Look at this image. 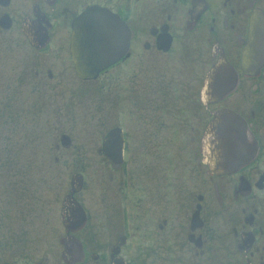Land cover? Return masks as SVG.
Segmentation results:
<instances>
[{
	"label": "flooded vegetation",
	"instance_id": "flooded-vegetation-1",
	"mask_svg": "<svg viewBox=\"0 0 264 264\" xmlns=\"http://www.w3.org/2000/svg\"><path fill=\"white\" fill-rule=\"evenodd\" d=\"M91 6L123 20L130 39L114 64L80 78L72 25ZM256 8L264 14V0H0L4 142L62 148L63 159L86 164L93 150L72 144L61 117L96 90L116 109V124H100L94 153L106 172L97 191L81 166L72 173H82L81 188L21 196L13 263L264 264V65L241 67ZM223 109L234 115L221 166L210 126ZM136 130L147 150L131 172Z\"/></svg>",
	"mask_w": 264,
	"mask_h": 264
},
{
	"label": "rangeland",
	"instance_id": "rangeland-1",
	"mask_svg": "<svg viewBox=\"0 0 264 264\" xmlns=\"http://www.w3.org/2000/svg\"><path fill=\"white\" fill-rule=\"evenodd\" d=\"M148 80L149 77H144L142 82H147ZM115 92L116 88L113 86L109 95H112L111 97H113ZM102 95L104 94L99 90H96L95 93L92 91L86 96L80 94L74 100V112L70 114L69 117L63 116L60 119L63 121L65 132L72 139V144L83 145L85 151L88 150L91 152L93 150V154H90L92 155L91 158L89 155V162L86 164H76L66 161L59 156L66 152V150L62 148L60 151H56L55 149H53V151L50 148H46L43 152L41 148L32 147L29 144L23 145L20 141L18 142V140H20L18 137H16V143L19 144L20 147L15 145L14 147H16V150L17 148L20 149L19 158L14 163L5 162V159H7L9 154L4 153L5 142L2 140L8 135V133L6 131L7 128L4 125L5 119L0 122V263L3 260L6 261V259H2L5 258L3 255L4 251L1 253L3 244L8 240L10 235H20L24 222L22 220L23 218H17L20 211L18 205L21 197L11 199L10 196H12L13 193L24 192V190L30 189L33 185L39 190L38 192L45 194L43 195V200L45 198L47 199L50 192L53 190V192L59 191V195H62L67 192L69 188L71 174L76 169L80 170L81 166L84 167L87 187L94 188L96 191L99 189V185H101L100 183L102 181L100 180V177L106 172V166L101 164L99 157L94 153L95 148L100 145L101 137L99 136V129L104 122L107 126L116 124V109L113 98L110 97L111 99L109 98L110 100L108 103L103 102L105 99L102 100ZM98 126L100 127L97 128L98 131L95 132V127ZM130 133L134 135L137 147L130 142L129 149L131 151L133 150L134 155H137L138 153L140 157L139 160H136L134 165L131 164L132 167L130 171L132 172L138 162L139 165L143 164V162H141V156H143L142 153L147 150V147L142 143L139 131H130ZM18 135L21 134L18 133ZM43 135L46 136L42 138L43 140H46L44 141V144H42V146L45 147L50 143V136L47 138V133L45 131ZM171 138L174 140L175 136L172 135ZM71 151H73V147H71ZM54 155L60 157H58L59 159L57 163L53 161ZM31 156L32 158H29ZM39 157L46 161L37 165L36 161L38 162ZM29 159H32V161H29ZM36 170L37 172L35 173ZM136 173H141L140 166ZM44 218L45 217H42V220H44ZM58 229H61V227L59 226ZM17 262L18 260L16 263Z\"/></svg>",
	"mask_w": 264,
	"mask_h": 264
},
{
	"label": "water",
	"instance_id": "water-1",
	"mask_svg": "<svg viewBox=\"0 0 264 264\" xmlns=\"http://www.w3.org/2000/svg\"><path fill=\"white\" fill-rule=\"evenodd\" d=\"M72 28V50L75 55L76 71L80 76L94 77L99 70L117 60L128 46V27L116 15L104 8L97 6L88 8L73 22ZM249 31L248 56L252 52L262 55L264 53V16H262L259 9H255L254 14L251 16ZM243 57L246 60V50H244ZM260 64L261 62L258 63V65ZM228 118L227 112H220L217 118L219 121H216V123L218 124L220 121L224 123ZM223 126L224 124L219 125V127ZM219 129L222 130V128ZM222 133L224 138L221 148L222 153L217 156L220 158L229 155L227 135H224L226 133L224 131ZM109 137L111 136L108 135L105 139V145ZM222 163L221 165H223Z\"/></svg>",
	"mask_w": 264,
	"mask_h": 264
},
{
	"label": "trees",
	"instance_id": "trees-1",
	"mask_svg": "<svg viewBox=\"0 0 264 264\" xmlns=\"http://www.w3.org/2000/svg\"><path fill=\"white\" fill-rule=\"evenodd\" d=\"M4 153H6V154H10L9 153V147H7V146H4ZM16 156H19V154H20V152H19V150L16 152ZM5 162H10V163H14L13 161L11 162V160H10V158L7 156V159H5ZM6 242V247H7V244L9 245V246H11L12 248H17V247H19L21 244H20V240L19 239H15V240H10V241H5Z\"/></svg>",
	"mask_w": 264,
	"mask_h": 264
}]
</instances>
